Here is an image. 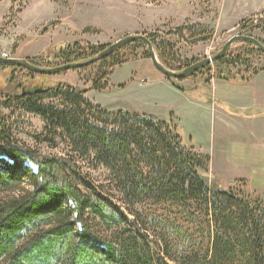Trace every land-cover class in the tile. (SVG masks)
<instances>
[{
	"label": "trees",
	"instance_id": "trees-1",
	"mask_svg": "<svg viewBox=\"0 0 264 264\" xmlns=\"http://www.w3.org/2000/svg\"><path fill=\"white\" fill-rule=\"evenodd\" d=\"M238 28L255 36V30H264V18L255 25L244 19ZM175 31L192 38L206 34L203 41L213 35L202 24L181 25ZM145 35L162 62L172 70L182 69L161 55L160 46L165 43L157 41L159 31ZM240 44L188 78L207 71L217 79L250 81L264 70V66L255 68L251 58L256 52L264 53L250 42ZM107 46H83L75 41L53 57L64 63L86 61ZM140 47L147 48L144 42L134 41L98 61L87 88L68 82L25 85L24 78L48 75L0 63V69L12 70L7 92L0 91V96L7 97L0 106L40 116L45 123L44 140L64 137L74 153L108 170L110 183L125 204L130 208L148 205L153 211L148 218L170 234L167 240L171 236L176 241L164 240V246L160 245L138 221L137 212L130 217L71 160L44 157L32 169L25 163L28 151L15 145L11 125L0 110V264H264V202L210 184L203 174L209 170L210 156L186 146L172 120L138 111L108 110L85 97L91 89H106L109 70L130 57L122 53ZM145 54L149 56L148 51ZM27 59L52 67L43 54ZM241 66L244 73L238 71ZM18 70L26 72L21 80H17ZM168 79L180 90L186 89ZM25 183L34 187L33 195L19 193ZM200 238L209 243L204 251Z\"/></svg>",
	"mask_w": 264,
	"mask_h": 264
},
{
	"label": "rangeland",
	"instance_id": "rangeland-1",
	"mask_svg": "<svg viewBox=\"0 0 264 264\" xmlns=\"http://www.w3.org/2000/svg\"><path fill=\"white\" fill-rule=\"evenodd\" d=\"M220 10L226 17H231L233 13L245 14V20L256 24V18H264V0H0V52L17 58H35L43 54L53 67L64 63L53 57V54L74 40L83 46L87 43H105L109 46L127 34L159 31L157 41L165 43L160 46L163 58L184 68L194 61L214 55L238 32L237 27L236 30H223L215 35L212 28L195 18L204 17L206 12H210L208 18L214 22ZM191 16L197 21L190 20ZM187 24L204 25L209 32H213V35L210 33L211 39L203 41L202 37L206 35L203 33L192 38L186 32L179 34L175 31L176 27ZM240 42L244 41L236 42L229 50L241 47ZM147 51L145 47L127 49L122 54L127 57L130 55L128 60L109 70L106 79L108 87L101 91L91 89L85 93V97L108 110L138 111L166 121L172 120L178 125L186 146H193L196 151L210 156L209 170L203 173L210 184H218L241 196L264 202L263 145L254 135L256 132L261 133L259 126L238 119L226 110L228 115L224 114V110L215 108L217 104H211L210 99H206V87L200 85L214 78L213 72L197 74L193 79H175L186 86L185 90H180L169 77L156 69L150 56H146ZM251 59L255 68L264 66V54L256 52ZM84 67L31 79H22L26 69L18 70L17 80H26L25 85L44 83L51 86L68 82L87 88L93 82L98 62ZM11 71L9 68L0 69V91L7 92ZM238 71L244 73V66ZM6 99L4 94L0 96V102ZM0 110L8 118L15 145L28 151L25 162L28 166L36 170L37 163L44 157L71 160L91 183L101 187L130 217L137 212L138 221L143 226L145 224L151 238L164 246V240L170 234L148 218L153 215L148 205L130 208L125 204L119 192L112 187L108 170L94 167L91 159L74 153L64 137H56L54 141L44 140L47 135L40 116L18 108L0 106ZM222 117L226 122H222L225 121ZM77 183L86 192L85 187L79 181ZM33 190V186L25 183L19 193L28 197L33 195ZM91 224L95 230L105 234L102 228L93 222ZM169 237L168 242L176 241ZM198 241L200 249L204 251L208 241L204 239L203 242L201 238Z\"/></svg>",
	"mask_w": 264,
	"mask_h": 264
},
{
	"label": "crops",
	"instance_id": "crops-1",
	"mask_svg": "<svg viewBox=\"0 0 264 264\" xmlns=\"http://www.w3.org/2000/svg\"><path fill=\"white\" fill-rule=\"evenodd\" d=\"M209 13L210 12H206L204 17L197 16L195 18L198 19V22L204 23L212 28L215 35L221 33L223 30H236L239 23L246 17L245 14L242 15L239 13H233L231 17H226L223 11L220 10L215 21L212 22L210 18H208ZM191 18L190 20L197 21ZM98 26L100 27V25ZM262 35H264L263 30H255V36L263 40L264 37ZM201 83V87L203 85L206 87L204 96L206 99H210L211 104H217L215 105L216 109L226 110L228 113H231V115L235 114L238 119L242 118L245 122L259 126L260 131L262 130L261 133L256 132L254 135L263 145L264 167V70L253 76L248 82L239 79L226 81L212 78L209 82L203 81ZM197 87L198 86H196V88ZM226 111L224 114L228 115ZM222 119L225 120L222 122H226L224 117H222Z\"/></svg>",
	"mask_w": 264,
	"mask_h": 264
},
{
	"label": "water",
	"instance_id": "water-1",
	"mask_svg": "<svg viewBox=\"0 0 264 264\" xmlns=\"http://www.w3.org/2000/svg\"><path fill=\"white\" fill-rule=\"evenodd\" d=\"M258 20V18H256ZM255 25V24H253ZM134 41H142L147 45V50L150 56V59L153 65L158 69L161 73H163L166 77L174 78V79H185L192 74L198 72L199 70L207 67L208 65L213 64L220 58H222L228 50L239 41L250 42L256 48L261 49L264 53V44L255 36L250 35L248 31L244 32H236L233 34L221 47V49L215 53L214 55L204 57L200 60L194 61L193 63L187 65L186 67L182 68L181 70H172L164 66L160 60L158 59V55L151 43V41L147 38V36L143 33H135V34H127L123 36L121 39L116 41L115 43L110 44L105 50L99 53L97 56L92 57L86 61L80 62H68L59 64L53 67H42L35 65L28 61L27 58H17V57H3L0 55V63H9V64H16L20 68H24L27 71H32L34 73L46 74V75H56L71 69H79L84 66H88L94 64L106 57H108L113 52L121 49L123 46L134 42Z\"/></svg>",
	"mask_w": 264,
	"mask_h": 264
},
{
	"label": "built area",
	"instance_id": "built-area-1",
	"mask_svg": "<svg viewBox=\"0 0 264 264\" xmlns=\"http://www.w3.org/2000/svg\"><path fill=\"white\" fill-rule=\"evenodd\" d=\"M257 22V20L255 19V22L254 23H256ZM0 55L1 56H4V57H8L9 55L6 53V52H0Z\"/></svg>",
	"mask_w": 264,
	"mask_h": 264
},
{
	"label": "bare ground",
	"instance_id": "bare-ground-1",
	"mask_svg": "<svg viewBox=\"0 0 264 264\" xmlns=\"http://www.w3.org/2000/svg\"><path fill=\"white\" fill-rule=\"evenodd\" d=\"M146 46H147V45H146ZM123 47H124V46H123ZM154 49H155V48H154ZM117 51H118V50H117ZM113 53H114V52H113ZM113 53H112V54H113ZM110 55H111V54H110ZM110 55H109V56H110ZM158 59H159V57H158ZM159 60H160V59H159ZM160 62H161V61H160ZM161 63H162V62H161ZM162 64H163V63H162ZM163 65H164V64H163ZM164 66H165V65H164ZM190 218H191V217H190ZM153 241H154V240H153Z\"/></svg>",
	"mask_w": 264,
	"mask_h": 264
}]
</instances>
